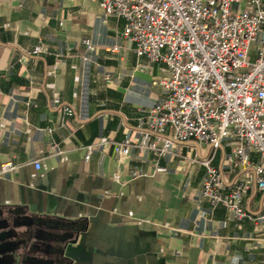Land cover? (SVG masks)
<instances>
[{
	"label": "crops",
	"instance_id": "obj_1",
	"mask_svg": "<svg viewBox=\"0 0 264 264\" xmlns=\"http://www.w3.org/2000/svg\"><path fill=\"white\" fill-rule=\"evenodd\" d=\"M122 26L94 0H0V264H264L260 224L201 196L192 159L206 144L158 158L135 147L137 109L165 94L152 84L165 74ZM231 148L213 159L230 180L246 171L223 161ZM242 203L264 213V192Z\"/></svg>",
	"mask_w": 264,
	"mask_h": 264
},
{
	"label": "built area",
	"instance_id": "obj_2",
	"mask_svg": "<svg viewBox=\"0 0 264 264\" xmlns=\"http://www.w3.org/2000/svg\"><path fill=\"white\" fill-rule=\"evenodd\" d=\"M94 1L105 17L123 20L122 36L133 53L165 74L152 81L165 94L137 109L135 147L158 158L177 144H206L208 154L192 159L204 167L202 198L237 221L260 224L264 234V213L247 211L242 203L253 186L264 192V0ZM83 43L93 50L88 39ZM41 51L37 44L31 53ZM103 142L83 146L84 158ZM227 142L232 148L223 161L229 170H246L232 180L213 163ZM112 148L119 158L130 153L119 142ZM154 170L165 171L157 159Z\"/></svg>",
	"mask_w": 264,
	"mask_h": 264
},
{
	"label": "flooded vegetation",
	"instance_id": "obj_3",
	"mask_svg": "<svg viewBox=\"0 0 264 264\" xmlns=\"http://www.w3.org/2000/svg\"><path fill=\"white\" fill-rule=\"evenodd\" d=\"M5 249V248H4ZM7 249V248H6ZM5 259V258H4Z\"/></svg>",
	"mask_w": 264,
	"mask_h": 264
}]
</instances>
